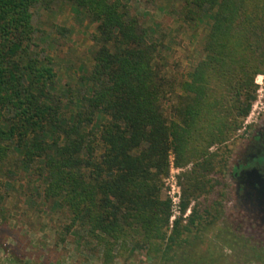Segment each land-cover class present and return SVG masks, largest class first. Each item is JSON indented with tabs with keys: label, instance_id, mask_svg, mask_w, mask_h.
<instances>
[{
	"label": "trees",
	"instance_id": "1",
	"mask_svg": "<svg viewBox=\"0 0 264 264\" xmlns=\"http://www.w3.org/2000/svg\"><path fill=\"white\" fill-rule=\"evenodd\" d=\"M180 1L187 19L211 21L202 59L177 84L158 66L152 30L121 0H0V164L17 156L44 203L66 210V234L100 264H264V249L218 226L221 201L171 226L162 198L171 154L202 176L219 156L209 148L249 115L264 74V0ZM58 2L97 23L93 66L76 96L58 94L55 60L35 41L34 8ZM189 206L190 196L182 214Z\"/></svg>",
	"mask_w": 264,
	"mask_h": 264
},
{
	"label": "rangeland",
	"instance_id": "2",
	"mask_svg": "<svg viewBox=\"0 0 264 264\" xmlns=\"http://www.w3.org/2000/svg\"><path fill=\"white\" fill-rule=\"evenodd\" d=\"M121 1L129 14L152 30L150 36L161 44L156 60L158 66L166 68L167 74L180 83L203 57L210 14L189 20L180 0ZM33 11L37 28L35 41L55 60L58 94L66 96V90L71 88V94L76 96L82 87L81 77L93 66L96 45L92 36L96 33L97 23L91 22L83 10L66 2L56 3L51 10L37 6ZM256 83L257 97L249 115L226 141L209 148L211 153L219 156L211 169L204 170L203 177L190 173L196 169L194 162L184 167L175 166V155L171 154L169 171L162 178V198L170 200L171 204V226L180 217L186 223L193 209L205 212L212 209L216 201H221L223 207L218 226L228 227L237 238L249 240L264 249V226L258 219L264 221V181L261 176L257 177L256 183L260 187L256 188L255 183L247 179L250 168L241 170L238 176L233 170L245 156L252 135L264 122V74L257 75ZM179 92L177 88L175 94L169 96L171 103L178 102ZM168 104V101L164 104L165 112L172 116ZM16 157L12 155L10 163L0 164V264H100L98 252L82 239L66 234V210L44 203L37 191L41 182L19 161L16 164ZM243 163L250 164V161ZM262 168L261 165L257 169ZM173 178L179 191V213L174 212L168 193ZM200 181L201 187L197 188ZM189 196L190 206L182 214V202ZM173 215L176 216L174 219ZM208 241H211L210 235ZM142 254L144 256V252L138 255L140 259Z\"/></svg>",
	"mask_w": 264,
	"mask_h": 264
},
{
	"label": "flooded vegetation",
	"instance_id": "3",
	"mask_svg": "<svg viewBox=\"0 0 264 264\" xmlns=\"http://www.w3.org/2000/svg\"><path fill=\"white\" fill-rule=\"evenodd\" d=\"M257 145H260V148H257ZM246 160L250 161V164L243 163L246 162ZM260 164L262 165V167H264V122L259 127V129L255 131L254 135H252V141L250 142V146L245 151V156L240 158V160L233 167V170L235 175L238 176L241 170H244L245 168H250L251 170L247 169L248 171H250L247 172L249 173V176L247 175V179L252 180V184L254 182L255 187L259 188L260 185L258 187L256 183L258 181L257 177L260 178L261 176V179L264 181V169L262 168L259 171L257 169L259 166H261ZM258 191L261 192L260 189H258ZM261 207H263V205H261ZM258 219L264 226V221H262L261 218Z\"/></svg>",
	"mask_w": 264,
	"mask_h": 264
},
{
	"label": "built area",
	"instance_id": "4",
	"mask_svg": "<svg viewBox=\"0 0 264 264\" xmlns=\"http://www.w3.org/2000/svg\"><path fill=\"white\" fill-rule=\"evenodd\" d=\"M170 199L172 201L173 210L175 213L180 212V197H179V191L176 187V182L174 181V178L172 179V183L170 184V190L168 191ZM176 216L173 215L172 219H174Z\"/></svg>",
	"mask_w": 264,
	"mask_h": 264
}]
</instances>
